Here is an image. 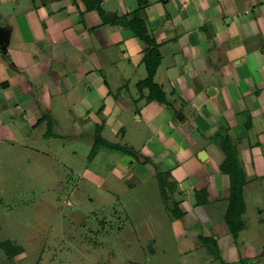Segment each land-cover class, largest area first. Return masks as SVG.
<instances>
[{
    "label": "rangeland",
    "instance_id": "rangeland-1",
    "mask_svg": "<svg viewBox=\"0 0 264 264\" xmlns=\"http://www.w3.org/2000/svg\"><path fill=\"white\" fill-rule=\"evenodd\" d=\"M27 7L14 10L10 0L0 1L1 22L15 24L17 16L33 8ZM106 8L109 10L112 6L105 5ZM137 15L147 29L140 10ZM126 21L130 23V19ZM20 24L18 19L15 35L19 39L20 32L23 33ZM125 32L132 33L130 41L123 35H115V40L110 36L112 41L107 40L108 46L99 47L89 64L77 53L73 54L71 63L62 64L64 69L69 67L70 71L77 73L81 62L84 71L88 65L95 69L105 81L101 91L106 100L100 98L86 113L84 109L78 111L81 99L87 97L90 90L93 92L92 87L90 90L85 87V84H93L84 82L73 92L64 88L68 94L58 99L61 106L64 102V106L61 112L53 115L54 118L49 109L43 111L36 106L45 115L37 128L30 124L32 119L23 115L25 109L12 110V125L0 123V264H264V261L258 262L260 258L264 259V248L255 241L257 237L264 238V233L255 231L256 218L253 216L257 206L252 208V212L246 208L243 212L240 195L234 200L237 205L240 202V206L231 216L236 218L243 212L240 217L242 225H237V235L232 234L227 223V214L231 212L228 210L233 203H220V209L208 210L211 224L200 220L201 215L207 213V208L200 206L199 211L197 208L191 212L201 221L197 226L208 232L213 223L225 224L223 227L228 228V234L217 245L214 240L208 244L206 238H198L191 245L179 240L181 236H187L184 230L171 227L175 221L183 222L188 211L174 207L170 194L173 188L168 184L170 176L140 185L118 180L111 173V165L123 153L134 155L140 149L138 129L144 127L145 122L147 125L143 110L150 96L169 99L175 109L184 104L185 110L182 111L186 123L194 122V115L198 113L189 107L179 92L182 79L174 80L170 86L164 78L161 81L159 76L171 65V59L161 52L162 47L155 43L154 49L148 48L149 45L135 35L131 26ZM145 36L150 34L146 32ZM22 40L23 47L27 44L33 49L36 61L46 65L51 59L49 40H40L37 46ZM42 44L47 54L43 57L40 56ZM9 52L8 49L0 54V64L5 68L10 60ZM111 53L115 57L112 58ZM137 53H143L139 61H134L137 56L129 58ZM59 57L61 62L67 61L65 56ZM123 70L126 75H123ZM218 71L212 75L209 85L217 91L218 105L213 106L222 123L212 128L216 129L215 135H211L212 143L222 155L234 153L232 170L240 171V178L247 183L252 180L249 179L250 173L255 172L251 163L254 156H264L263 114L254 95H242V75L237 77L221 68ZM244 76L250 84L258 80L252 71L249 75L244 71ZM5 87L6 83L0 84V89ZM35 88L32 102L38 99L42 86L35 84ZM171 89L177 90L174 96L169 95ZM250 91L256 94L257 90ZM5 93L12 96L8 89ZM94 94L98 96L96 92ZM42 100L49 99L45 97ZM49 102L45 104L47 107ZM153 102L158 103L156 100ZM32 106L29 103V107ZM114 106L117 107L116 113L112 111ZM151 110L147 108V114L151 115L147 126L153 133L159 129L160 122L158 125L155 115L158 112L153 114ZM225 113L233 118L224 116ZM171 116L175 118L173 114ZM203 117L208 124V116ZM108 119L124 126L123 132L111 134L110 124L106 122ZM229 119L234 121L229 123ZM75 125L79 132L70 135ZM191 128L196 131L194 126ZM141 133L147 132L142 128ZM251 202L257 205L256 200ZM261 203L258 205L263 207ZM225 206L224 213L222 209ZM218 214L224 215L218 218ZM188 216L191 221L190 212ZM244 243L260 247L258 260L242 259L240 250Z\"/></svg>",
    "mask_w": 264,
    "mask_h": 264
},
{
    "label": "crops",
    "instance_id": "crops-1",
    "mask_svg": "<svg viewBox=\"0 0 264 264\" xmlns=\"http://www.w3.org/2000/svg\"><path fill=\"white\" fill-rule=\"evenodd\" d=\"M10 1L14 10L28 8L27 6L33 8L27 9L28 11L21 13L20 16L16 15L15 24L0 20V30L9 40L6 50L0 54L3 55L8 49L10 51L8 66L5 68V65L0 64V84H7V87L0 89V123L3 126L12 125L13 109H25L23 115H27L29 120L32 119L30 124L33 128H37L44 119V110L49 109L52 118L56 116L54 115L56 112H61L64 102L61 106L58 99L68 94L64 88L67 87L69 92H73L84 82L93 84L92 86L85 84V87L88 90L92 87V91L98 96L93 95L90 90L87 97L81 99V107L78 111L84 109L86 113L91 104L100 98L106 100L107 97L104 98L105 94L101 91L105 85L102 75L89 65L84 71L81 60L83 58L87 60L86 64H89L92 58L94 59V55H97L98 48L102 45L108 46L107 40L112 41L110 36L115 40V35L117 37L123 35L130 41L132 33L125 32L128 27L126 19H130L131 22L135 16H138L139 10L142 12L152 40L159 44L162 47L161 52L171 59V65L159 76L161 81L164 78L170 86L174 80L182 79V90L178 91L188 101L189 107L198 113L194 115V122L190 120L186 123L182 111L184 104L180 105L179 112L183 118L178 120L179 113L173 118L172 111L164 106H155L158 103L160 105L161 101L156 103L153 102L155 99H152V102L148 100L146 106L143 105L144 110L141 108V113L143 114V110L146 118L144 120L148 121L149 126L151 115L147 114V108L152 109L153 114L157 111L158 114L155 115H157V124L158 121L160 122L159 129L151 133L145 122V126L138 129L140 149L134 155L123 153L119 160L111 165V173L116 175L118 180L140 185L165 175L170 176L168 184L173 188L170 192L172 201L178 205L179 210L188 211L191 215V221L187 212L182 220L184 223L175 221L171 225L187 233V236L183 235L179 240L190 242L192 245L198 238H206L214 240L217 245V242L224 239L228 234V228L223 227L225 224L213 223L208 232L202 231L201 227L197 226V223L203 220L211 224L212 217L208 210H213L215 207L220 209L218 208L220 203L230 201L229 176L219 170L224 162V156L219 153L211 139V135L216 130L212 128L218 127V123L222 121L217 109L214 108L218 105L217 91L215 87L209 85V82L212 75L219 73L220 68L228 74H236L237 77L242 75V95L244 96L245 93L254 95L253 98L259 102L264 129V0ZM105 5L112 6V9H105ZM100 12L104 14L103 17L110 25L104 24L106 22L103 21ZM112 16L116 18L115 23L111 21ZM18 19L21 21L20 28L23 32H20L21 39L15 35L18 30ZM118 21H123L126 27L118 25ZM22 39L35 46L40 40H49L48 50L51 59L46 65L36 61L37 55L33 54V49L29 45L25 44L23 47ZM44 48L42 44L40 48L42 57L47 55ZM74 53L81 56L79 73L70 71L69 67L63 68V65L72 62ZM142 54L137 53L129 58L137 56L134 61H139V56ZM59 56H65L67 61L61 62ZM111 57L115 56L111 53ZM244 71L247 75L252 71L257 75L258 80L250 84L244 76ZM124 72L123 70V75H126L127 73ZM126 79H129L128 76ZM35 84L42 88L38 91L39 97L34 103L31 100L35 99ZM7 89L12 96L5 93ZM251 89L257 90L256 94L251 93ZM175 91L177 90L171 89L169 95L174 96ZM45 97L49 100H42ZM47 101H50L47 103L48 107L45 105ZM29 103L33 106L29 107ZM36 106L43 111L36 109ZM136 110L132 112L134 115ZM112 111L116 113L117 107H112ZM204 114L208 116V124L204 122ZM228 114L225 113L224 116L233 118ZM231 121L234 119L228 120L229 123ZM106 122L110 124L111 134L115 132L119 134L124 130V126L119 123L109 119ZM192 126L196 131L191 128ZM74 127L70 135L79 132L78 126ZM142 128L147 133H141ZM199 155H202V159ZM251 163L255 172L250 173L249 179L252 180L244 183L241 188L240 200L243 202V212L245 208L251 209L252 212V208L257 206L258 210L253 216L256 218L255 231L257 234H262L264 233V156L261 154L254 156ZM251 186L252 190H250ZM252 200H256L257 205L252 203ZM258 202H262L263 207H260ZM199 203L201 205H197ZM200 206L206 207L207 213L201 215L199 222L198 217L191 212L197 208L199 211ZM236 206L235 211L240 206V202ZM222 210L225 213L226 206ZM242 213L236 216L237 225H242L240 219ZM222 215L218 214V218ZM186 228L188 229L185 230ZM255 241L261 243V247L264 248L262 243L264 238L257 237ZM259 248L256 244L244 243L240 256L242 259L258 260ZM263 261L264 259L261 258L258 260V262Z\"/></svg>",
    "mask_w": 264,
    "mask_h": 264
},
{
    "label": "trees",
    "instance_id": "trees-1",
    "mask_svg": "<svg viewBox=\"0 0 264 264\" xmlns=\"http://www.w3.org/2000/svg\"><path fill=\"white\" fill-rule=\"evenodd\" d=\"M101 11V10H100ZM101 14V17L104 18V14H102V12H100ZM103 21L106 22L105 18L103 19ZM111 21L112 23H115L116 21V18L114 16H112L111 18ZM131 26V28L133 29V31L135 32V35L138 37L141 38V41H144L145 43H147L149 46L148 48L150 49H154V46H155V43L154 41L152 40V38L149 36H145L146 35V32H148L147 29H145V24L144 22L141 20H138L137 17L135 16L134 17V20H131L130 23H128V27ZM157 55V54H155ZM152 99H155L156 101H161V104L163 105L164 104V107L167 108H170L173 115H176L177 113H179L181 111V108L180 107H177L176 109L172 107V105L170 104L169 101H167V99L164 98H161L160 96H158L157 98H148V100H152ZM217 132V131H216ZM215 135V133L213 134V136ZM228 141V140H227ZM228 143L230 144V142L228 141ZM223 156H224V162L221 164L219 170L222 172V173H225L229 176V180H230V203L232 205L233 203V207H230L228 211H231L230 213H228L227 215V223H228V226L232 232V234L234 236L237 235V233L239 232V230L237 231V224H236V218H234V216L231 218L232 215H234V211L236 209V201L234 200H237L238 199V196L241 194V188L243 187L244 185V178H240V171L237 170H232L233 165H234V162L231 161L233 156H234V153H223ZM161 179V178H159ZM163 184V183H162ZM161 184V187H162V190L164 192V185ZM235 196H237V199H235ZM177 204L175 205L174 204V207L177 208ZM232 208V210H231ZM183 214V213H182ZM208 240V239H207ZM212 241V239H209L208 240V244H210Z\"/></svg>",
    "mask_w": 264,
    "mask_h": 264
},
{
    "label": "water",
    "instance_id": "water-1",
    "mask_svg": "<svg viewBox=\"0 0 264 264\" xmlns=\"http://www.w3.org/2000/svg\"><path fill=\"white\" fill-rule=\"evenodd\" d=\"M117 24L122 26V27H126V24L123 21H118ZM8 42H9V40L7 38V35L5 33L1 32V30H0V52L6 50V48L8 46ZM182 118H183L182 114L179 113L177 115V119L182 120ZM199 158L202 159V155H199Z\"/></svg>",
    "mask_w": 264,
    "mask_h": 264
}]
</instances>
